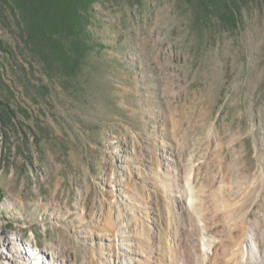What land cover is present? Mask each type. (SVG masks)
<instances>
[{
  "label": "rangeland",
  "instance_id": "374dc122",
  "mask_svg": "<svg viewBox=\"0 0 264 264\" xmlns=\"http://www.w3.org/2000/svg\"><path fill=\"white\" fill-rule=\"evenodd\" d=\"M239 7L99 0L72 73L0 18V264H264V2Z\"/></svg>",
  "mask_w": 264,
  "mask_h": 264
},
{
  "label": "trees",
  "instance_id": "16d2710c",
  "mask_svg": "<svg viewBox=\"0 0 264 264\" xmlns=\"http://www.w3.org/2000/svg\"><path fill=\"white\" fill-rule=\"evenodd\" d=\"M98 1L0 0V18L5 29L14 26L20 41L44 69L72 73L92 49L104 50L94 43L90 32L92 9ZM182 1L202 21L213 18L225 29L238 25L239 0ZM0 111L2 120L10 118L11 112L2 102Z\"/></svg>",
  "mask_w": 264,
  "mask_h": 264
},
{
  "label": "bare ground",
  "instance_id": "6f19581e",
  "mask_svg": "<svg viewBox=\"0 0 264 264\" xmlns=\"http://www.w3.org/2000/svg\"><path fill=\"white\" fill-rule=\"evenodd\" d=\"M248 250H249V252H250V254H252V257L254 258H256V248H255V245L254 244H249L248 245ZM25 257H27V256H25ZM250 258V257H249ZM254 260V259H253ZM197 261V260H196ZM31 262H36V255L35 256H33L32 258H31ZM254 262V261H253Z\"/></svg>",
  "mask_w": 264,
  "mask_h": 264
}]
</instances>
